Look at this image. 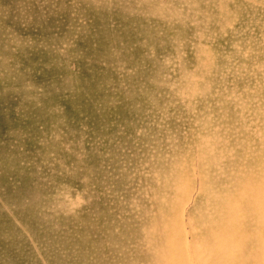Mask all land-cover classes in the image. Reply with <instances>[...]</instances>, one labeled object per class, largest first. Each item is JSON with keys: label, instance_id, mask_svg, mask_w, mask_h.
Masks as SVG:
<instances>
[{"label": "rangeland", "instance_id": "rangeland-1", "mask_svg": "<svg viewBox=\"0 0 264 264\" xmlns=\"http://www.w3.org/2000/svg\"><path fill=\"white\" fill-rule=\"evenodd\" d=\"M0 264H264V0H0Z\"/></svg>", "mask_w": 264, "mask_h": 264}]
</instances>
